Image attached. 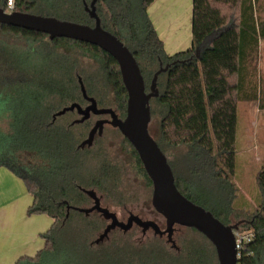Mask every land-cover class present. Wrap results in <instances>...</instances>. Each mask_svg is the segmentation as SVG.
Returning <instances> with one entry per match:
<instances>
[{
	"label": "trees",
	"instance_id": "trees-1",
	"mask_svg": "<svg viewBox=\"0 0 264 264\" xmlns=\"http://www.w3.org/2000/svg\"><path fill=\"white\" fill-rule=\"evenodd\" d=\"M9 1L0 0L6 11L95 22L85 9L92 0H11L12 6ZM155 1L97 0L96 12L102 27L133 52L146 90L154 74L168 66L158 77V97L150 101L151 121L156 118L159 126V137L152 136L187 198L225 224L246 220L239 231L253 236L241 249L238 264H264V163L255 174L261 195L257 207L250 209L234 181L238 103L256 102L264 110V76L258 66L264 0H192L191 45L174 53L166 51L149 15ZM81 57L94 61L97 68L87 72ZM79 76L99 107L126 116L128 95L120 68L105 50L64 37L50 40L45 33L0 23V168L24 181L32 197L28 216L46 214L52 219L41 234L44 246L33 256H21L16 264H218L214 246L196 229L188 228L195 234L178 244L179 252L158 241H133L123 233L92 245L106 220L96 212L68 213V205L92 204L83 189H94L104 206L107 197L118 196L121 184L119 168L96 148L100 136L91 147L79 148L93 126L92 117L72 124L74 111L53 119L56 111L73 102L87 104ZM124 140L139 174L152 186L135 148ZM184 146L187 152L176 165L167 148Z\"/></svg>",
	"mask_w": 264,
	"mask_h": 264
},
{
	"label": "water",
	"instance_id": "water-1",
	"mask_svg": "<svg viewBox=\"0 0 264 264\" xmlns=\"http://www.w3.org/2000/svg\"><path fill=\"white\" fill-rule=\"evenodd\" d=\"M97 0H92L85 9L95 20L94 25L82 24L54 16L22 12L6 11L0 6V23L21 27L27 30L45 33L50 40L68 38L99 46L116 59L124 87L127 91L126 116L119 117L116 110L110 107H99L94 97L88 96L85 84L79 76V84L87 105L73 102L53 114V119L76 111L79 115L72 124L83 123L92 116L98 118L87 137L79 144V148L91 147L96 136H102L106 125L117 128L133 145L152 181L151 203L155 211L165 219L164 229L158 222L143 219L133 212L126 220H121L117 213L102 205L101 196L94 189H83L92 199L89 207L68 205L67 211L77 210L88 216L98 213L106 220V226L100 231L91 244H99L120 229L127 233L134 225L141 228L142 233L152 231L154 235L167 238V243L176 251L180 247L174 239L178 226L193 228L202 233L214 246L218 264H238L239 254L236 232L246 220L225 224L211 211L187 198L177 187L173 169L168 158L150 133L151 108L150 101L158 97L157 81L159 74L168 69L161 67L153 76L149 90H146L144 77L133 52L115 34L102 27L101 19L96 12ZM199 55V49L196 50Z\"/></svg>",
	"mask_w": 264,
	"mask_h": 264
},
{
	"label": "rangeland",
	"instance_id": "rangeland-1",
	"mask_svg": "<svg viewBox=\"0 0 264 264\" xmlns=\"http://www.w3.org/2000/svg\"><path fill=\"white\" fill-rule=\"evenodd\" d=\"M163 1L164 0H162V3L155 2L151 6V19L153 20V23L155 21V26H157L160 31L163 29L166 30V32H163L166 41L171 42L174 45H178L176 49L182 47L176 51L187 49L190 47L192 42V0H181L180 3L174 2L173 0H167V5H165ZM168 16L169 18L167 19ZM169 28H172L170 29L172 32H170ZM262 51L264 52V42L261 44L258 61ZM80 62L82 67L85 68L87 72H92L97 68L96 63L90 60L88 57H81ZM258 66L260 75L264 76V58L258 63ZM249 103H253V107L257 106L259 108L257 105L258 103L256 102L249 101L246 104V102L240 101L238 103L240 114L243 111L250 109ZM74 117L77 118L78 115L76 114ZM262 118V116L257 117V121L259 123L256 125V130H253L252 127H249L250 130H248L246 133L247 139L249 141H251L253 135L256 133H258V135L262 134L263 136L264 119ZM91 119L93 125L98 117L92 116ZM257 129H259L258 132ZM158 130V122L157 119L154 118L150 122V132L156 138L159 137ZM241 137V131L239 130L238 150L241 148ZM99 138L101 139L96 145V148L108 155L112 162L119 168L121 174V184L118 196L116 198H108L106 196L107 199H105V202L107 203H104V206L116 212L121 220H126L129 216V213L133 212L143 219H151L158 222L161 228L164 229L166 227L165 219L155 211L151 203L152 186L147 184V182L139 174L136 167L134 154L132 153L131 148L125 142L122 134L112 126L106 125L103 135ZM167 152L170 159L176 165H178L180 161L183 160L185 153L187 152V148H185V146L178 147V149L167 148ZM254 152H256V150ZM263 163L264 161H259L258 159L252 162L253 165L248 163L246 167H243V170L245 169L244 172L242 168H240L239 164V177L243 182H241L237 177L234 178V181L239 187V193L244 195L251 203L252 206L250 209H253L259 205L257 200L261 197V195L256 186L254 172L258 170L260 167L259 165H262ZM0 194V205L7 203V206L11 208L10 210L15 213L14 216H16V214L24 215L26 218L28 217L27 219H29L27 210L30 204H28L29 202L27 203L25 201L29 199L32 200L31 195L28 192L24 181L6 167L0 168ZM3 196L5 197L3 198ZM1 211L2 208L0 207V212ZM76 217L79 218V216ZM237 221L239 220L233 219L232 223ZM51 224L48 226L46 231L51 227ZM113 233L120 235L123 232L120 229H116L110 234V237L114 236ZM123 234L133 241H158L163 246L170 247V245L166 242V237L160 238L159 236L154 235L152 231H148L146 234H143L141 228L136 225H134V227L127 233ZM194 234L195 233L190 229L178 226L174 233V239L176 240L177 244H180ZM110 237L106 240L108 241Z\"/></svg>",
	"mask_w": 264,
	"mask_h": 264
},
{
	"label": "crops",
	"instance_id": "crops-1",
	"mask_svg": "<svg viewBox=\"0 0 264 264\" xmlns=\"http://www.w3.org/2000/svg\"><path fill=\"white\" fill-rule=\"evenodd\" d=\"M173 1L178 3L181 2V0ZM155 2L162 3V0H156ZM163 3L167 5L168 1L164 0ZM151 6L148 11L150 17L152 11ZM168 18L169 16L167 19ZM155 27L159 36L163 40L165 49L168 53H174V51L176 52V50L182 48L180 47L179 49H176L178 45H174L173 43L165 40L163 33L166 32L165 29L160 31L157 26ZM170 29L172 28H169V30ZM170 32H172V30H170ZM263 58L264 52L262 51L259 62H261ZM247 103L248 102H246V104ZM249 104L250 109L243 111L241 114L239 113L238 122V131H241L242 137L241 148L237 153V175L241 182L243 181L239 177L240 168L243 170V167H246L248 163L252 164V162L256 161L257 159L259 161H264V134L262 136V134L258 135V133H256L253 135L251 141L247 139L246 134L247 131L250 130L249 127H252L253 130H256V125L259 123L257 121V117L262 116V119H264V110L259 109L257 106L253 107V103ZM258 130L259 129H257V132ZM255 150L256 152H254ZM244 171L245 169L243 172ZM256 171L254 172V175L256 174ZM4 197L5 196H3V198ZM25 202H29L28 204H31L32 200L29 199ZM7 205V203L0 205L2 208V211L0 212V264H16L18 258L21 256H33L44 246V239L41 237V234L46 231L48 226L51 224L52 219L46 214H34L29 216V219H27L28 217L26 218L24 215L16 214V216H14L15 213L10 210L11 208H9Z\"/></svg>",
	"mask_w": 264,
	"mask_h": 264
},
{
	"label": "built area",
	"instance_id": "built-area-1",
	"mask_svg": "<svg viewBox=\"0 0 264 264\" xmlns=\"http://www.w3.org/2000/svg\"><path fill=\"white\" fill-rule=\"evenodd\" d=\"M12 1H9V5L12 6ZM253 234L252 232H240L239 230L236 232V242H237V249H238V254L240 256V251L241 249L244 248V245L247 241H250L252 238Z\"/></svg>",
	"mask_w": 264,
	"mask_h": 264
},
{
	"label": "flooded vegetation",
	"instance_id": "flooded-vegetation-1",
	"mask_svg": "<svg viewBox=\"0 0 264 264\" xmlns=\"http://www.w3.org/2000/svg\"><path fill=\"white\" fill-rule=\"evenodd\" d=\"M87 105V104H86ZM78 115V114H77ZM79 116V115H78ZM98 118H100V117H98ZM95 123V122H94ZM94 125V124H93Z\"/></svg>",
	"mask_w": 264,
	"mask_h": 264
}]
</instances>
